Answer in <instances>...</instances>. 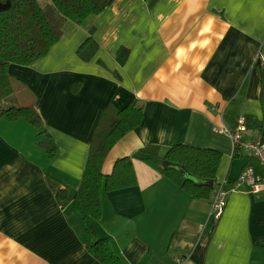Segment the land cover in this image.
Here are the masks:
<instances>
[{
    "label": "crops",
    "instance_id": "obj_1",
    "mask_svg": "<svg viewBox=\"0 0 264 264\" xmlns=\"http://www.w3.org/2000/svg\"><path fill=\"white\" fill-rule=\"evenodd\" d=\"M60 32L45 56L7 70L30 97L24 106L35 104L56 155L47 156L37 145L46 137L22 119L0 120V264H100L72 202L61 206L56 194L77 193L104 111L133 102L142 122L110 149L102 171L129 157L137 184L101 194L97 237L123 264H264V194L230 191L245 168L263 177L264 167L232 155L216 133L238 117L264 121V0H114ZM91 36L97 50L85 61L78 50ZM121 48L123 65L115 59ZM180 144L221 154L211 188L229 195L217 221L210 199L185 194L141 152L153 147L162 158Z\"/></svg>",
    "mask_w": 264,
    "mask_h": 264
},
{
    "label": "trees",
    "instance_id": "obj_2",
    "mask_svg": "<svg viewBox=\"0 0 264 264\" xmlns=\"http://www.w3.org/2000/svg\"><path fill=\"white\" fill-rule=\"evenodd\" d=\"M150 1V0H143ZM49 5L42 7L38 0H0V120L15 122L22 119L37 130V137L44 136L37 145L43 148L47 156L53 159L56 149L43 128V120L35 107H3L2 102L16 92L15 85L7 74L11 64L29 66L45 56L60 38V29L66 22L81 24L89 16L100 14L114 0H48ZM92 35V34H91ZM97 50L94 39L89 37L79 48L81 59L90 60ZM128 55L125 48L117 51L115 59L123 65ZM261 101L264 110V64L261 68ZM143 119V107L133 102L122 110L107 109L94 133L86 167L77 193L70 197L65 189H60L56 200L61 206L72 202L80 215L85 235V248L100 264H123L114 254L108 241L98 238L95 223L101 219L102 193H110L136 186V176L131 159L123 157L116 160L112 171L105 175L103 164L110 149L127 133L137 128ZM247 126L264 133V121ZM143 154L153 155L159 160L157 166L150 159L145 162L161 172L163 176L178 186L185 194L195 200H208L213 189L184 179L177 171L168 169L165 163L182 166L193 178L200 181H215L221 154L216 150L195 148L188 145H176L170 148L162 158L157 150L146 147Z\"/></svg>",
    "mask_w": 264,
    "mask_h": 264
},
{
    "label": "built area",
    "instance_id": "obj_3",
    "mask_svg": "<svg viewBox=\"0 0 264 264\" xmlns=\"http://www.w3.org/2000/svg\"><path fill=\"white\" fill-rule=\"evenodd\" d=\"M257 61L264 64V52L260 53ZM218 135L224 136L230 141L232 155L245 154L254 158L264 167V133L256 131L251 133L247 127L246 119L238 117L231 128L220 127L216 130ZM243 186L249 188V192L254 196L264 194V175L263 177H255L252 169L245 168L236 178L230 191H234ZM228 191H224L221 187L215 189L210 198L209 216L213 221H217L226 206Z\"/></svg>",
    "mask_w": 264,
    "mask_h": 264
},
{
    "label": "rangeland",
    "instance_id": "obj_4",
    "mask_svg": "<svg viewBox=\"0 0 264 264\" xmlns=\"http://www.w3.org/2000/svg\"><path fill=\"white\" fill-rule=\"evenodd\" d=\"M42 7H46L49 5L48 0H38ZM16 92L11 95L9 98L7 97L3 100L2 105L3 107H10V106H24L23 103H28L30 97L25 90L24 86L19 84L18 82L14 83ZM22 99L25 101L23 102Z\"/></svg>",
    "mask_w": 264,
    "mask_h": 264
},
{
    "label": "water",
    "instance_id": "obj_5",
    "mask_svg": "<svg viewBox=\"0 0 264 264\" xmlns=\"http://www.w3.org/2000/svg\"><path fill=\"white\" fill-rule=\"evenodd\" d=\"M165 166L168 169H172V170L177 171L184 179L189 180V181H191V182H193L195 184H199V185L206 186V187H212L213 186V181H200V180H197V179L191 177L186 172V170L180 165L171 164V163H165Z\"/></svg>",
    "mask_w": 264,
    "mask_h": 264
}]
</instances>
